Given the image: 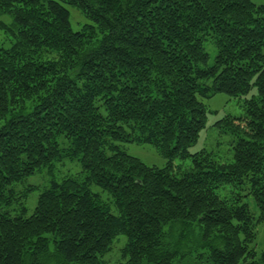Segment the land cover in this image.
I'll list each match as a JSON object with an SVG mask.
<instances>
[{"label":"trees","instance_id":"obj_1","mask_svg":"<svg viewBox=\"0 0 264 264\" xmlns=\"http://www.w3.org/2000/svg\"><path fill=\"white\" fill-rule=\"evenodd\" d=\"M0 13V205H20L0 207V264H107L119 235L118 264H264V0H0ZM219 92L244 97L214 122L231 155L190 153ZM65 158L79 176L50 178L26 216L38 185L20 184Z\"/></svg>","mask_w":264,"mask_h":264},{"label":"rangeland","instance_id":"obj_2","mask_svg":"<svg viewBox=\"0 0 264 264\" xmlns=\"http://www.w3.org/2000/svg\"><path fill=\"white\" fill-rule=\"evenodd\" d=\"M69 10V21L73 30H78L80 26L87 21V19L73 6L67 5ZM0 20L9 24L10 17L6 14L0 13ZM5 34L3 30L0 29V46H7L8 39L4 37ZM208 50L211 52V58L213 57V51L210 46L206 45ZM256 88H252L250 94H256ZM249 94V95H250ZM244 97H232L226 93L219 92L209 98H202V101L205 104L207 109L206 112V123L205 127L200 131L198 139L193 143L189 148V152L193 153L199 151L200 149H207L214 153L216 158L218 157H227L231 154L230 144L231 136L227 133L221 132L215 125L214 122L223 117L226 114L232 115H241L244 113ZM61 140V138H60ZM119 147L127 152L129 155L137 157L142 162L149 166L163 167L166 164V158H164L156 146L149 143H139V142H118ZM181 162L179 159H176V163ZM185 162H188L186 160ZM81 166L78 159H67L65 158L62 162L55 164L54 168L51 171H47L46 168L41 170L36 174H32L27 179L24 180L21 186L27 184H36L38 185L37 190H33L29 193L26 203L24 205L27 208L25 213L26 216H29L34 209V206L37 201L39 193L47 187L49 179L55 177L60 179L64 176L77 175L79 176ZM90 189L94 192H98L102 199L107 201L108 195L107 192L102 190L99 186L95 184L90 185ZM251 212L254 214L255 218H258L259 212L255 205V202L252 196L248 195L245 198ZM2 210L10 209L11 214L17 213L20 210V205L12 203L10 206L0 205ZM111 211L115 212L114 206L111 207ZM257 240H256V249L258 252L264 250V222L260 221L257 224ZM117 239H119L117 241ZM125 242L123 235H119L112 244L113 250L107 256L105 260L107 264H118L115 262L120 255V248ZM109 259V260H108ZM206 264V263H200Z\"/></svg>","mask_w":264,"mask_h":264}]
</instances>
